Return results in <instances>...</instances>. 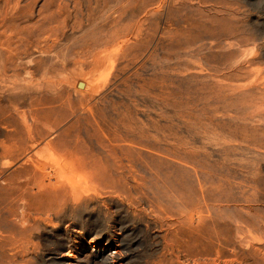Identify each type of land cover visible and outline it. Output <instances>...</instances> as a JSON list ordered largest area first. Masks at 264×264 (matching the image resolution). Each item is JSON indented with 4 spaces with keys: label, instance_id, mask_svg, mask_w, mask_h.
<instances>
[{
    "label": "rangeland",
    "instance_id": "374dc122",
    "mask_svg": "<svg viewBox=\"0 0 264 264\" xmlns=\"http://www.w3.org/2000/svg\"><path fill=\"white\" fill-rule=\"evenodd\" d=\"M47 1L19 0L24 21ZM53 3L75 61L52 83L0 49V264H110L90 244L116 264H264V0Z\"/></svg>",
    "mask_w": 264,
    "mask_h": 264
},
{
    "label": "bare ground",
    "instance_id": "6f19581e",
    "mask_svg": "<svg viewBox=\"0 0 264 264\" xmlns=\"http://www.w3.org/2000/svg\"><path fill=\"white\" fill-rule=\"evenodd\" d=\"M84 1V0H83ZM88 1V0H87ZM91 1V0H90ZM146 0H143L145 2ZM37 2V1H36ZM71 2V1H70ZM75 6L74 8L80 4V0H74ZM92 3V2H91ZM90 3V4H91ZM110 3V2H109ZM142 1L138 3V7L141 5ZM82 4V3H81ZM80 4V5H81ZM84 4V3H83ZM89 5V4H88ZM90 6V5H89ZM125 6V3H120L115 9L116 14H120L122 8ZM72 7V6H71ZM81 7V6H79ZM88 7V6H87ZM105 9V8H103ZM108 9V8H107ZM82 10V9H81ZM79 13L82 12L78 10ZM93 11V9H92ZM70 12V11H69ZM76 12V11H75ZM84 12V11H83ZM86 12V9H85ZM96 12V11H95ZM94 12V13H95ZM107 12V10H106ZM108 12H112L111 9H109ZM71 13V12H70ZM67 5L66 3H58L57 5H54L53 0H48L44 7L40 8L36 16H34L30 21H24L25 18L28 16L26 12L20 7L19 0H16L15 2H12L11 0H5V4L3 6H0V49L5 51V54L7 55V60L15 56V50L23 46L24 49L27 51V58H29L28 63L33 64L34 66L38 67L36 72L45 70V75H54V70L52 69L55 62L62 63L60 65L62 69H66L65 65L68 63H71L75 61V58H70L69 55L72 51L71 47L66 48V53L62 54L61 57H59L58 50L61 45V41L63 40L62 37L65 36V31L67 28V15H69ZM100 13V12H99ZM74 14V12H73ZM73 14L71 16H73ZM82 14V13H81ZM90 15V13L88 12ZM109 15V13H107ZM106 14V15H107ZM112 14V13H110ZM122 14V13H121ZM120 14V15H121ZM80 15V14H79ZM104 15V14H103ZM104 15V16H106ZM75 16V14H74ZM94 16V15H93ZM114 16V15H113ZM117 16V15H116ZM90 17V16H89ZM86 18V17H85ZM107 18V17H106ZM77 19V18H76ZM110 19V16L108 17ZM78 21L80 19H77ZM121 20V19H120ZM82 21V19L80 20ZM79 21V22H80ZM72 22V20H71ZM109 23V21H108ZM81 24V23H80ZM117 24V19L114 17L110 20V25L108 28H112ZM79 25V24H78ZM106 26V25H105ZM72 27V26H71ZM76 29V28H75ZM94 35V34H93ZM110 33H107L105 35H102L100 40L97 41H103L106 40L109 37ZM91 37V36H90ZM93 38V37H92ZM94 39V38H93ZM87 41V40H86ZM94 41L90 42V47L92 48V53L89 56H85L82 58H79L77 62L79 63V66L84 67L85 65H89L92 63H96L97 61H103L111 62L115 56V52L117 53L120 49L123 48V41L120 42L119 40L114 41L113 48L110 51L105 50L104 52H100L101 48L97 44H95ZM125 42V41H124ZM89 45V44H88ZM85 46V45H84ZM34 49L35 52H37L40 55V59L30 57L29 51L30 49ZM85 49V48H84ZM25 51V52H26ZM33 51V50H32ZM34 52V54H35ZM89 52V51H88ZM85 52L80 51L77 54H83ZM87 53V52H86ZM76 54V53H75ZM24 55V54H23ZM79 56V55H78ZM77 56V57H78ZM80 57V56H79ZM55 60V61H54ZM58 60V61H56ZM109 64V63H108ZM94 69V68H93ZM98 69V68H97ZM84 70V68L82 69ZM81 71V70H80ZM98 71V70H97ZM96 71V72H97ZM4 72V71H3ZM95 72V71H94ZM93 72V73H94ZM102 72V71H101ZM105 72V71H104ZM74 73V72H73ZM3 74V73H1ZM75 74V73H74ZM104 73H101L103 75ZM72 75V74H71ZM91 75V74H90ZM100 75V74H99ZM1 76V75H0ZM64 76V75H63ZM43 77V76H42ZM68 77V76H67ZM86 75L82 72H79L76 74L77 78V86L78 87H85L84 80ZM35 78V77H34ZM42 79H46L44 82L52 83V76H45ZM93 79V78H92ZM68 80V79H67ZM90 83V82H89ZM51 85V84H50ZM69 85V84H68ZM77 90V89H76ZM29 130V129H27ZM33 130V129H32ZM30 134V133H29ZM28 136V135H27ZM31 136V135H30ZM29 139V138H28ZM31 142V141H30ZM36 142V141H35ZM38 143V142H36ZM35 146V144H34ZM43 152V151H42ZM44 153V152H43ZM45 154V153H44ZM41 155V154H40ZM48 163V162H47ZM75 179V178H74ZM134 179V178H133ZM221 182V181H220ZM138 183V182H137ZM225 183V180H224ZM221 184V183H220ZM223 184V183H222ZM78 189V188H77ZM75 194V193H74ZM73 194V195H74ZM134 202V201H132ZM224 202V201H223ZM227 202V201H226ZM214 208V206H212ZM227 207V206H226ZM225 207V208H226ZM67 208V207H66ZM222 208V207H221ZM247 208V207H246ZM216 209V208H215ZM207 210V208L205 209ZM221 211V209H220ZM223 211V210H222ZM209 212V211H207ZM246 212V211H245ZM181 212H179L180 214ZM183 213V212H182ZM221 213V212H220ZM248 213V212H247ZM218 214V213H217ZM205 215V212H204ZM211 215V214H210ZM169 216V215H168ZM208 216V215H205ZM222 216V215H221ZM235 215H233L234 217ZM170 217V216H169ZM228 217V216H227ZM226 217V219H227ZM231 217V218H233ZM198 219V217H196ZM229 218V219H231ZM247 219V218H246ZM173 220V219H172ZM208 220V219H207ZM175 221V220H174ZM188 221V220H187ZM202 221V220H201ZM193 222V220H192ZM244 222V220H243ZM248 222V221H247ZM182 223V222H181ZM180 224V223H179ZM248 224V223H247ZM177 225V224H176ZM182 225V224H181ZM180 225V226H181ZM196 225V223H195ZM249 225V224H248ZM205 226V225H204ZM247 226V225H246ZM179 227V226H178ZM200 227L203 228V226H198L197 231H199ZM237 232H243L245 229V226L237 225ZM250 227V226H249ZM191 228V227H190ZM194 228V227H193ZM217 228V227H216ZM214 228V230H210L206 232L201 238L195 239V241H192L193 243H197V246L202 245V247H205V242L207 243L210 241H214V238L218 239V242L223 240V238L219 237V234H217V229ZM252 228V227H251ZM188 229V228H187ZM236 229V228H235ZM178 230V229H177ZM191 230V229H190ZM207 231V230H206ZM247 231V230H246ZM252 231V229H251ZM193 232V231H191ZM245 232V231H244ZM177 233V232H176ZM221 233V232H219ZM237 233V234H238ZM222 234V233H221ZM257 234V233H256ZM240 235V234H239ZM246 236V235H244ZM240 237V236H239ZM238 237V238H239ZM241 238V237H240ZM248 238V236H247ZM2 239V238H0ZM181 239V238H180ZM191 239V238H189ZM214 239V240H213ZM227 239V237H226ZM186 240V239H185ZM188 240V239H187ZM228 240V239H227ZM226 240V241H227ZM181 241V240H180ZM184 243L185 241L182 240ZM191 243V241H189ZM187 241V243H189ZM216 242V241H215ZM224 242V241H223ZM246 242V241H245ZM6 243V242H5ZM186 243V244H187ZM220 243V242H219ZM222 243V242H221ZM237 243V242H236ZM249 243V242H248ZM243 244V243H242ZM179 245V244H178ZM188 245V244H187ZM251 245V244H250ZM181 246V245H180ZM185 246V244H184ZM245 246V245H244ZM92 249H96L95 251H99L100 253L105 252L108 253V257L106 256V259L111 260L110 264H116L115 262V255L119 251H112L110 248L103 247V249H98L97 247L90 244L89 246ZM190 247V246H189ZM251 247V246H250ZM2 248V247H1ZM188 248V247H187ZM186 248V250H187ZM199 248V247H198ZM197 248V249H198ZM185 249V248H184ZM189 249V248H188ZM200 250V249H199ZM1 253V252H0ZM217 253L220 255V250L217 251ZM119 255V254H118ZM199 255V254H198ZM200 257V256H199ZM237 257V256H236ZM208 258V257H207ZM239 259V257H238ZM203 260V259H202ZM240 260V259H239ZM117 261V260H116ZM232 261V260H231ZM224 262V261H222ZM235 262V261H234ZM214 264H221L220 260L216 259L213 261ZM239 263V261L237 262ZM227 264V263H226Z\"/></svg>",
    "mask_w": 264,
    "mask_h": 264
}]
</instances>
